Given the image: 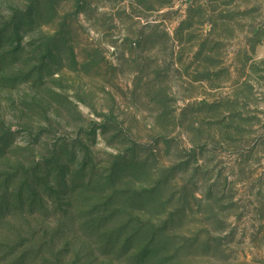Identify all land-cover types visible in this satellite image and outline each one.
<instances>
[{"label": "rangeland", "instance_id": "1", "mask_svg": "<svg viewBox=\"0 0 264 264\" xmlns=\"http://www.w3.org/2000/svg\"><path fill=\"white\" fill-rule=\"evenodd\" d=\"M0 264H264V0H0Z\"/></svg>", "mask_w": 264, "mask_h": 264}]
</instances>
